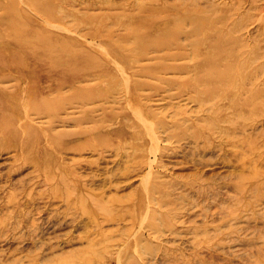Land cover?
Here are the masks:
<instances>
[{
	"label": "rangeland",
	"instance_id": "rangeland-1",
	"mask_svg": "<svg viewBox=\"0 0 264 264\" xmlns=\"http://www.w3.org/2000/svg\"><path fill=\"white\" fill-rule=\"evenodd\" d=\"M95 1L64 2L65 22L48 25L19 0L40 24L33 29H55L53 54L70 49L73 59H58L54 80L44 73L30 83L34 99L6 104L5 123L0 114V264H264V74L253 80L259 93L237 94L229 106L219 94L205 93L202 80L225 65L236 69L233 62H204L205 52L195 60L189 45L176 56L171 52L178 49L151 46L127 70L110 57L131 16L148 18L149 12L136 15L144 2L161 9L153 31H174L189 28L176 18L180 8L209 10L217 2L231 21L264 0H97L103 9ZM121 4L126 10L113 8ZM11 14L0 8L2 20ZM72 14L79 19L70 22ZM95 16L97 28L89 19ZM203 31L197 26L196 37ZM257 32L252 28L251 38ZM242 49L261 51L256 63L264 65L256 42ZM81 53L101 59L94 65L107 70L90 67ZM17 76L15 70L0 74L8 93L0 101L18 99Z\"/></svg>",
	"mask_w": 264,
	"mask_h": 264
},
{
	"label": "bare ground",
	"instance_id": "bare-ground-1",
	"mask_svg": "<svg viewBox=\"0 0 264 264\" xmlns=\"http://www.w3.org/2000/svg\"><path fill=\"white\" fill-rule=\"evenodd\" d=\"M22 1V0H20ZM78 0H24V4H28L26 6L29 7L33 13H37L36 16L44 15L42 17L43 19H47L48 21L53 22H59L64 21V19L68 16L69 11H67L63 16L61 17L60 13L63 11V3H74ZM93 1V0H92ZM109 1V0H108ZM108 1H106L108 3ZM135 1V0H134ZM157 0H154V3ZM166 1V0H165ZM187 1V0H186ZM199 1V0H198ZM234 1V0H233ZM239 2L241 0H238ZM260 1V0H259ZM80 2V1H79ZM104 2V4L106 3ZM118 2V1H117ZM132 2V1H131ZM137 2V1H136ZM204 2V1H202ZM243 2V1H241ZM249 2V1H248ZM134 3V2H133ZM151 3H143L139 7V12L141 11L143 13L149 12V16L143 17L145 14H136L138 17H143L141 19L135 17L134 15L131 16L130 20L126 22L128 32L126 34H123L118 38L120 41L119 44L115 46V52L114 54H111V59L114 62H120L123 65V69L127 70V67H132L133 64L140 58L142 54H144L151 46H160L165 48L167 51L178 49L177 52H171L174 53L173 55H180L181 49H185V45H189V51H191L192 55L194 56L196 60V53L202 55L204 52L206 53V56L204 57V62H219V63H225V62H233L234 66L237 67L236 69H231V65H225L223 69H219L217 72H215L213 75H208L207 80H202L206 86L204 87V92L208 94H219L220 96L228 99L229 106L232 105V103L235 100V96L237 94H242L244 92L246 93H259V87L260 85H256V82L253 80L257 78L259 75H263V69L264 65L263 63H256V59L259 57L258 53L261 51H256L255 49L249 50V51H243L242 47L246 45V43L256 42L258 45V48H264V3L259 5V8L255 6L254 4H251L250 8L247 10V16L243 15L236 19H233L231 21L228 20L230 17L228 12L221 8L216 6L215 3L209 10H205L204 8H197L189 7L188 9H179L177 11L178 14H176V18L179 16H182V20H184V26L188 25L189 28H183V29H174V31H169L164 29H157L153 31L155 27H159L161 24H159V20H154L157 18V12L161 11L157 10L155 8V5ZM182 3V2H181ZM190 3V2H189ZM193 3V2H192ZM201 3V2H200ZM208 3V2H207ZM214 3V2H213ZM230 3V2H228ZM232 3V2H231ZM236 3V2H235ZM234 3V4H235ZM255 3V2H254ZM82 4V3H81ZM94 7L98 9H103L104 7L100 6V1H95ZM114 4V3H113ZM136 4V3H134ZM195 4V3H194ZM203 4V3H202ZM201 4V5H202ZM219 4V3H218ZM233 4V5H234ZM112 5V4H111ZM122 5V4H121ZM210 5V3H209ZM125 6V5H124ZM122 6H113L114 9L121 8L123 10H126V8ZM191 6V5H190ZM204 6V5H203ZM208 7V6H206ZM225 7V6H223ZM0 8H4L8 13L13 12L11 15H7L6 19L2 20L0 18V74L5 73L7 74L10 71L15 70L16 73L18 72L17 83L16 85L21 84V92L18 95V99L13 100L12 102L4 101V99L1 97L0 101V114H1V122L5 123L7 121L6 115L9 114V108L6 104H13L16 103V106L21 105L22 102H19L21 97H25L28 95L27 98L34 99V97L37 95V91L35 89H29V86L31 87V82L33 80H41L42 76H39L41 74L46 73L48 77H50V81L54 80V74H56V64L60 61L58 59L62 60H71L73 59V52L72 50H65L63 52H59L57 54H53V46L56 45L54 42L56 40L53 37V33L55 32V29L48 26L46 27L45 31H37L33 29V27H36L40 25L35 18H33L31 15H28V9L22 8L19 4V0H0ZM199 10V11H198ZM246 10V9H245ZM255 10H258L257 12H254ZM246 12V11H245ZM32 13V14H33ZM21 14V15H20ZM196 15L200 17V21L197 22ZM257 15L256 20L254 21L251 19V17ZM122 16V15H121ZM93 18L91 23L94 25L95 28L99 27L101 24L100 18L98 16L95 17H89ZM198 18V17H197ZM79 17L76 14H72V19L70 22H75V20H78ZM199 19V18H198ZM181 20V19H180ZM228 20V21H227ZM44 21V22H45ZM182 22V21H181ZM81 21L77 22L76 26H79ZM187 23V24H186ZM54 24V23H53ZM49 25V24H48ZM55 25V24H54ZM75 25L72 26V28L75 29ZM199 26V28H205L207 29V33H203L206 35H202L200 37H196V28ZM66 27V26H65ZM150 28V29H149ZM254 28L258 32V35L251 38L250 33L251 29ZM72 29V30H74ZM84 28H82L83 30ZM66 31H71V29L65 28ZM79 30V29H78ZM32 31V33H31ZM159 32V33H158ZM83 33V32H82ZM200 33V32H199ZM234 33L239 34V38L233 36ZM152 34H155L153 36H150ZM245 34V35H244ZM83 35V34H82ZM81 36V35H80ZM85 36V35H84ZM218 36V37H216ZM83 37V36H82ZM85 38V37H84ZM89 38V37H86ZM94 40V39H92ZM95 41V40H94ZM86 42V41H85ZM93 42V41H92ZM91 44V43H89ZM96 44V43H94ZM6 48L7 50L3 49ZM19 48L21 52H10L8 50L10 49H17ZM98 48V47H96ZM187 49V48H186ZM101 50V49H100ZM151 50H159V49H151ZM102 52V51H101ZM103 53V52H102ZM20 54V55H19ZM104 54V53H103ZM53 56V57H52ZM80 54V57L88 63V65L92 68H95L99 70V72L107 70L106 68H103L101 66L96 67L94 63H100L98 58H95L94 56H85ZM102 58H104L103 55H100ZM107 57V55H105ZM76 58H79L77 56ZM75 58V59H76ZM105 59V58H104ZM109 60V59H108ZM242 60V61H241ZM41 66L45 65L44 68H40ZM90 63H93L90 65ZM255 63V64H254ZM33 67L32 70H29L28 68ZM122 71V70H120ZM124 71V70H123ZM121 74V72H120ZM37 75V76H34ZM124 75V74H123ZM16 76V75H15ZM115 76H111L110 78L114 79ZM264 77V76H263ZM46 79V78H45ZM123 79V78H122ZM128 79V78H127ZM125 80V79H124ZM114 80H110L109 82H113ZM252 81V82H251ZM126 82V81H125ZM127 83V82H126ZM124 85V84H123ZM103 83H99L98 88L99 91L103 89ZM127 85L125 84L124 87ZM128 87V86H127ZM126 87V88H127ZM25 90V91H24ZM128 92V91H127ZM3 88L0 87V95L4 96L7 95ZM127 94V93H126ZM125 94V95H126ZM6 99V98H5ZM127 102V99H126ZM130 103V102H129ZM12 106V105H11ZM23 108V107H22ZM129 108V107H128ZM134 108V107H132ZM131 108V109H132ZM208 109V108H207ZM206 109V110H207ZM25 110V109H23ZM139 110V109H137ZM136 110V111H137ZM216 110V109H215ZM131 111V110H130ZM134 111V109L132 110ZM208 111V110H207ZM214 111V110H213ZM217 111V110H216ZM25 113V112H24ZM132 113V112H131ZM214 113V112H213ZM237 114V113H236ZM133 115V114H132ZM134 116V115H133ZM25 118V117H24ZM135 118V117H134ZM264 119V118H263ZM22 120V119H21ZM20 120V121H21ZM138 121V120H137ZM139 122V121H138ZM141 124V123H140ZM19 125V124H18ZM110 125V124H108ZM113 125V124H111ZM110 125V126H111ZM151 125V124H150ZM109 127V126H108ZM143 127V125H142ZM254 127V126H253ZM22 129V128H21ZM45 130V129H44ZM152 130V129H151ZM154 130V129H153ZM247 130V129H246ZM245 130V131H246ZM46 131V130H45ZM44 131V132H45ZM244 131V130H243ZM135 132H138L136 129L133 130V134ZM150 132V131H149ZM255 132V131H254ZM262 132V131H261ZM256 134V133H255ZM47 135V134H46ZM148 135V134H147ZM146 135V136H147ZM220 135V134H219ZM240 135V134H239ZM238 135V136H239ZM260 135V134H259ZM263 135V134H262ZM133 136V135H132ZM149 136V135H148ZM157 136V135H156ZM218 137V136H217ZM222 137V136H221ZM220 137V138H221ZM258 137V136H257ZM246 138V137H245ZM248 138V137H247ZM46 139V138H45ZM259 139V138H258ZM262 139V138H261ZM21 140V139H20ZM119 140V139H118ZM230 140V139H229ZM248 140V139H247ZM46 141V140H45ZM235 141V140H234ZM243 141V140H242ZM150 142V141H149ZM161 142V141H160ZM251 142V141H250ZM152 143V142H151ZM225 143V142H224ZM227 143V142H226ZM233 143V142H231ZM253 143V142H252ZM264 143V142H263ZM245 144V142H244ZM101 145V144H100ZM226 145V144H225ZM224 145V146H225ZM238 145V144H236ZM246 145V144H245ZM195 146V145H194ZM235 146V145H234ZM196 147V146H195ZM238 147V146H237ZM236 147V148H237ZM119 148V146H118ZM151 148V147H150ZM149 148V149H150ZM191 148V147H190ZM203 148V146H202ZM258 148V147H257ZM201 149V148H200ZM215 149V148H214ZM219 149V148H218ZM40 150V149H39ZM84 150V149H83ZM115 150V149H114ZM151 150V149H150ZM192 149H190V152ZM221 150V149H220ZM49 151V150H48ZM21 152V151H20ZM151 152V151H150ZM254 152V151H252ZM59 153V152H58ZM154 153V152H153ZM156 153V152H155ZM118 154V153H117ZM127 154V153H126ZM251 154V153H250ZM253 154V153H252ZM131 156V155H130ZM192 157V156H191ZM146 158V157H145ZM125 159V158H124ZM57 160V159H56ZM155 160V159H154ZM130 161V160H129ZM140 161V160H138ZM58 162V161H57ZM97 163V162H96ZM101 163V162H100ZM93 164V163H92ZM81 165V164H80ZM36 166V165H35ZM88 166V165H87ZM40 167V166H39ZM109 167V165H108ZM127 166H125L126 168ZM142 167V166H140ZM58 169V167H56ZM134 169V168H133ZM138 169V168H137ZM59 171V170H57ZM63 171V170H61ZM72 171V170H71ZM98 171V170H97ZM41 172V171H40ZM53 172H55L53 170ZM52 172V173H53ZM128 172V171H127ZM91 173V172H90ZM60 176L64 179L66 177L67 180H69L70 177H67L63 172ZM109 174V173H108ZM50 175H54L50 174ZM56 175V172H55ZM55 175L53 177H55ZM60 175V174H59ZM69 175V174H68ZM72 175V174H71ZM39 176V175H38ZM74 176V175H73ZM75 177V176H74ZM196 177V176H195ZM50 178V176H49ZM48 181L52 178L49 179ZM76 178V177H75ZM98 178V177H96ZM47 179V178H46ZM54 179V178H53ZM64 179V183L67 182V180ZM95 179V178H94ZM201 179V178H200ZM62 180V179H61ZM73 179L71 178V181ZM75 180V179H74ZM199 180V179H198ZM45 183L46 180H44ZM43 181V182H44ZM51 181V180H50ZM49 181V183H50ZM92 181V180H91ZM95 181V180H94ZM77 182V181H76ZM60 183V182H58ZM62 183V182H61ZM60 183V185H61ZM63 183V184H64ZM68 183V182H67ZM71 183V182H70ZM74 181H72L71 184H73ZM48 184V183H47ZM70 184V186H71ZM85 184V183H84ZM74 185V184H73ZM72 185V186H73ZM208 185V183H207ZM65 186V184H64ZM69 186V185H68ZM69 186V187H70ZM76 186V185H75ZM74 186V191H75ZM67 187V184H66ZM214 187V186H213ZM28 189V188H27ZM35 189V188H34ZM55 189V188H54ZM64 189V188H63ZM67 189V188H66ZM65 189V191H66ZM69 189V188H68ZM71 189V188H70ZM69 189V190H70ZM51 190V189H50ZM71 190V192H74ZM46 191V190H45ZM52 192V191H51ZM60 192V191H59ZM71 193L70 191H68ZM67 192V193H68ZM82 192V191H81ZM88 192V191H87ZM86 191L84 193H87ZM33 193V192H32ZM48 192H46L47 194ZM62 193V190H61ZM65 193V192H64ZM65 193V196L66 194ZM11 194V193H10ZM16 194V193H15ZM58 194V193H57ZM72 194V193H71ZM76 194V193H75ZM74 194V195H75ZM81 194V193H80ZM27 195V193H26ZM146 195V194H145ZM28 196V195H27ZM47 195H45L44 198H46ZM54 196V192H53ZM52 196V197H53ZM62 196V194H61ZM67 196H69L67 194ZM66 196V197H67ZM90 196V194H89ZM93 196V195H91ZM90 196V199H91ZM49 197V196H48ZM51 197V198H52ZM63 197V196H62ZM77 197V196H76ZM82 197V196H80ZM79 197V199H80ZM85 197V196H84ZM70 198V197H69ZM86 198V197H85ZM32 199V198H31ZM36 199V198H35ZM48 199V198H47ZM46 199V200H47ZM59 199V198H58ZM68 199V198H67ZM27 200V199H26ZM29 200V199H28ZM53 200V199H51ZM66 200V198H65ZM69 200V199H68ZM67 200V201H68ZM71 200V199H70ZM70 200L68 202H70ZM86 200V199H85ZM32 201V200H31ZM98 201V200H97ZM148 201V200H147ZM28 202V201H27ZM40 202V201H39ZM45 202V201H44ZM47 202V201H46ZM45 202V203H46ZM79 201L78 203H80ZM85 202V201H84ZM50 203V201H49ZM32 204V202H31ZM29 203V205L31 206ZM48 204V203H47ZM69 204V203H68ZM71 204V203H70ZM81 204V203H80ZM83 204V203H82ZM28 205V204H27ZM36 205V204H35ZM34 205V206H35ZM51 205V203H50ZM53 205V204H52ZM72 205V204H71ZM134 205V204H133ZM39 206V205H38ZM68 206V205H67ZM70 206V205H69ZM75 206V204H74ZM83 206V205H82ZM95 206V205H94ZM135 206V205H134ZM15 207V206H14ZM41 207V206H40ZM48 207V206H47ZM124 207V206H123ZM126 207V206H125ZM29 208V207H28ZM83 208V207H82ZM102 208V207H101ZM18 209V208H17ZM16 209V212L17 211ZM35 209V208H34ZM49 209V208H48ZM77 209V208H76ZM81 209V208H80ZM129 209V208H128ZM133 209V208H132ZM19 210V209H18ZM26 210V209H25ZM31 209H29L28 213L31 214ZM37 210V208H36ZM39 210V209H38ZM50 210V209H49ZM100 210V209H99ZM103 210V209H102ZM125 210V209H124ZM130 210V209H129ZM128 210V211H129ZM78 211V210H77ZM83 210L81 209V212ZM107 210H103L105 213ZM117 211V210H116ZM132 211V210H130ZM129 211V212H130ZM22 212V208L21 211ZM47 212V211H46ZM144 212V211H143ZM148 212V211H147ZM37 213V212H35ZM84 213V212H83ZM174 213V212H173ZM21 215V213H18ZM34 214V213H33ZM75 214V213H74ZM17 215V214H16ZM26 215V213H25ZM67 215V214H66ZM94 215V214H93ZM131 215V213H130ZM19 216V215H18ZM48 216V215H47ZM85 216V215H84ZM95 216V215H94ZM140 216V215H139ZM27 217V216H26ZM54 217V216H53ZM106 217V216H105ZM146 217V216H145ZM12 218V217H11ZM21 218V217H19ZM57 218V216H56ZM129 218V217H128ZM17 219V218H16ZM31 219V215H30ZM29 219V221H30ZM38 219V218H37ZM74 219V218H73ZM92 219V218H91ZM90 219V220H91ZM104 219V218H103ZM34 220V219H33ZM45 220V219H44ZM43 220V221H44ZM75 220V219H74ZM81 220V219H80ZM140 220V219H139ZM20 221V220H19ZM25 221V220H24ZM32 221V220H31ZM30 221V222H31ZM35 221V220H34ZM109 221V219H108ZM17 222V220L15 221ZM42 222V221H41ZM95 222V221H94ZM14 223V222H13ZM26 223V222H25ZM28 223V222H27ZM56 223V222H55ZM59 223V222H57ZM62 223V222H61ZM19 224V223H17ZM21 224V223H20ZM32 224V222L30 223ZM37 226V223H35ZM33 223V225L35 226ZM96 224V223H95ZM8 225V224H7ZM28 225V224H27ZM43 225V223H42ZM11 226V225H10ZM13 226V225H12ZM16 226V223H15ZM47 226V225H46ZM50 226V225H49ZM55 226V225H54ZM142 226V224H141ZM17 227H19L17 225ZM15 227V228H17ZM28 227H33L28 226ZM65 227V226H64ZM144 227V226H143ZM13 228V227H12ZM14 231V228L12 229ZM20 228V227H19ZM23 228V226H22ZM30 228V229H31ZM40 228V227H39ZM38 228V229H39ZM97 228V227H96ZM142 228V227H141ZM21 229V228H20ZM33 229V228H32ZM37 229V230H38ZM9 230V229H7ZM35 230V229H34ZM59 230V229H58ZM145 230V229H144ZM33 231V230H31ZM51 231V230H50ZM61 231V229L59 230ZM23 232V231H22ZM21 232V233H22ZM55 232V231H54ZM33 233H35L33 231ZM38 233V232H37ZM14 234V233H13ZM31 235V234H29ZM52 235V234H51ZM16 236V235H15ZM17 236H19L17 234ZM20 237V236H19ZM31 237V236H30ZM43 237V236H42ZM32 238V237H31ZM34 238V237H33ZM48 238V237H47ZM50 238V237H49ZM57 238V237H56ZM60 238V237H58ZM35 239V238H34ZM40 239V237H39ZM37 240V239H36ZM50 240V239H47ZM56 240V239H55ZM53 244V243H52ZM49 245V244H48ZM51 245V243H50ZM52 246V245H51ZM50 246V247H51ZM55 246V245H54ZM48 247H46L47 249ZM136 249V248H135Z\"/></svg>",
	"mask_w": 264,
	"mask_h": 264
}]
</instances>
